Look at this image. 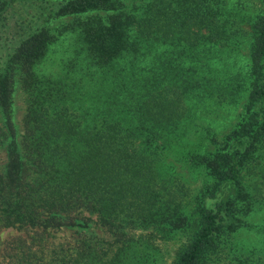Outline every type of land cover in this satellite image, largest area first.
Segmentation results:
<instances>
[{
    "label": "trees",
    "instance_id": "obj_1",
    "mask_svg": "<svg viewBox=\"0 0 264 264\" xmlns=\"http://www.w3.org/2000/svg\"><path fill=\"white\" fill-rule=\"evenodd\" d=\"M12 1L0 0V38L10 41L0 54V230L20 233L1 242L0 264H129L134 239L121 230L128 222L187 227L171 264H204L224 228L240 224L236 204L252 202L242 171L264 138V12L248 22L251 80L242 121L218 152L187 153L212 179L187 216V189L153 167L176 138L177 119L189 117L190 103L180 112L183 97L212 92L208 71L196 67H207L208 46L240 29L236 8L224 0H132L120 11V0H57L44 23L18 25L8 37ZM94 10L111 13L105 22L92 14L54 29L45 24ZM50 64L57 69L47 71ZM16 72L26 102L17 145L10 120ZM88 215L112 238L65 236ZM236 260L264 264V256Z\"/></svg>",
    "mask_w": 264,
    "mask_h": 264
},
{
    "label": "rangeland",
    "instance_id": "obj_2",
    "mask_svg": "<svg viewBox=\"0 0 264 264\" xmlns=\"http://www.w3.org/2000/svg\"><path fill=\"white\" fill-rule=\"evenodd\" d=\"M56 1L49 0L40 3L39 0H32V2L13 0L7 9L11 17L5 34L11 37L12 33L18 30V25L25 29L44 23L42 20L52 10ZM224 1L226 8L229 9L230 6L236 8V18L239 21L237 27L240 29L223 45H210L206 48L207 67H196V70L198 72L201 70L203 73L208 71L212 78L209 84L212 92L198 88V90L187 92L185 98L183 97L186 105L180 108V112L186 114L190 103V110L187 112L189 117L177 119L176 127L174 126L177 136L162 148L153 167L154 174H158L160 179L167 178V182L176 180L187 189L189 196L183 208L187 216L191 211L190 202L194 197L199 198L203 194L206 195V190L212 183L204 167L192 166L189 163L187 153L211 155L218 152L222 148L224 137L242 121L251 80L249 52L252 36L248 22L254 16L264 12V0ZM120 2V11L131 9L132 0H120ZM36 6L41 8L40 14L34 10ZM110 13V11L94 10L65 14L49 17L45 24L54 29L74 18L83 19L92 14L99 15L105 22L106 15ZM9 42L1 36L0 54L7 50ZM54 64H50L46 70H56ZM187 65V60H184V66ZM215 85L217 87H214ZM221 91L228 93H221ZM25 106V93L19 82V74L16 72L12 78L10 92V120L14 128L16 145L22 132ZM249 160L247 167L242 171V184L252 193V202L249 206L245 205L242 208H240V203L236 204L234 213L240 220V224L230 231L224 228L217 245L204 264H239L236 259H243L249 255L253 258L264 256V233L261 232V228L264 227V138L260 140ZM5 162L4 141L0 145V171ZM88 217L89 220L83 227L69 228L64 232L65 236L73 239L79 231L92 239L93 237L99 240L112 238V235L102 226L92 221V215ZM121 230L129 238L134 239L131 241L132 247L129 250V264H171L177 249L185 242L189 234L187 227L175 228L168 224L143 227L137 222H128ZM19 233L12 229L0 230V244L4 239ZM139 235L144 236L138 237Z\"/></svg>",
    "mask_w": 264,
    "mask_h": 264
}]
</instances>
